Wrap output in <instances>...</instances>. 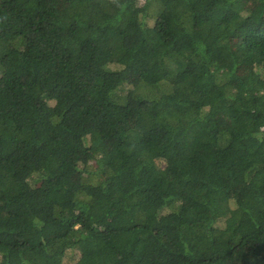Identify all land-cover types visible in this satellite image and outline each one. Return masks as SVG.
<instances>
[{"label": "trees", "instance_id": "obj_1", "mask_svg": "<svg viewBox=\"0 0 264 264\" xmlns=\"http://www.w3.org/2000/svg\"><path fill=\"white\" fill-rule=\"evenodd\" d=\"M0 264H264V0H0Z\"/></svg>", "mask_w": 264, "mask_h": 264}, {"label": "rangeland", "instance_id": "obj_2", "mask_svg": "<svg viewBox=\"0 0 264 264\" xmlns=\"http://www.w3.org/2000/svg\"><path fill=\"white\" fill-rule=\"evenodd\" d=\"M240 71H241V73H243V74H246V73H247V71H246L244 68H241ZM132 114H133V113H132Z\"/></svg>", "mask_w": 264, "mask_h": 264}]
</instances>
